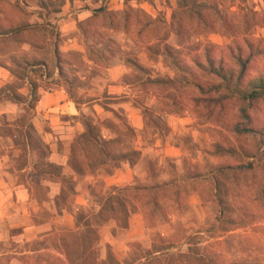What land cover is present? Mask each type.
Returning <instances> with one entry per match:
<instances>
[{
	"label": "rangeland",
	"instance_id": "1",
	"mask_svg": "<svg viewBox=\"0 0 264 264\" xmlns=\"http://www.w3.org/2000/svg\"><path fill=\"white\" fill-rule=\"evenodd\" d=\"M67 1L0 0V33L28 27L26 6L42 5L44 10L37 11L50 13ZM69 1L85 2L92 12L72 31L85 53L69 52L58 60L49 55L62 38L57 24L46 19L0 39V54L9 53L0 55V62L9 60L14 76L0 95L13 92L20 112L11 121L14 127L1 126L3 135L15 134L16 144L25 149L15 167L27 161V145L37 151L31 169L20 175L35 181L41 204L49 200L41 179L61 169L46 161L49 151L30 120L38 90L30 91L31 99L16 90L27 81L38 88L57 80L77 101L97 99L82 116L92 140H75L79 172L93 178V197L88 205L76 206V184L66 171L56 200L72 211L78 207V230L63 234L75 264H198L200 259L264 264V133H233L240 120L234 103L209 115L195 101L201 88L221 82L210 72L208 56L218 71L231 74L238 69L233 58L238 47L251 42L264 49V0H199L212 11L236 12L239 21H246L248 30L236 34L203 31L176 0ZM27 38L49 51L35 58L32 73L22 50ZM42 61L47 69L39 66ZM57 61L64 70L58 78ZM249 76L253 85L264 80V53ZM133 109L141 117L138 132L128 117ZM252 115L264 129V102ZM104 130L115 134L108 143L100 140ZM121 158L139 164L138 176L131 184L108 187L104 178Z\"/></svg>",
	"mask_w": 264,
	"mask_h": 264
},
{
	"label": "crops",
	"instance_id": "2",
	"mask_svg": "<svg viewBox=\"0 0 264 264\" xmlns=\"http://www.w3.org/2000/svg\"><path fill=\"white\" fill-rule=\"evenodd\" d=\"M70 8L78 10L73 12ZM26 9L29 12L30 22L27 25L29 29L42 25L43 19H46L52 24H57L62 38V42L54 43L50 54L48 49L45 51L44 47L36 46L32 39H25L22 50L28 57L29 71L37 67V62L33 63L36 61L35 58L42 57L46 53L54 55L57 60L69 52L85 53L83 45L72 35L73 29L79 22L92 16L85 2L68 0L61 10L50 13L38 12L37 9L44 10L42 5L33 4L26 6ZM28 27L25 30H28ZM7 37L0 35V39ZM0 55L6 58L9 53ZM85 59L88 64H94L93 60H87L86 57ZM8 61L0 62V91L11 84L14 77ZM47 64L42 61L39 66L47 69ZM63 71V63L59 64L57 61L55 76L58 78ZM29 85L27 81L16 90V94L31 99ZM37 90L39 98L30 120L49 151L46 161L51 166L59 167L61 172L44 174L40 183L47 186L45 194L49 200L41 204L38 193L33 187L35 181L28 175H20L31 169V155L36 156L37 151L27 145L26 150L29 153L27 161L22 168L15 167L25 149L16 144L15 134L8 132L6 136L3 135L1 126L14 127L11 121L18 120L20 112L18 104L11 99L13 92L8 90L0 95V264H75L74 257L67 251L68 244L63 234L78 230L75 220V211L78 207L72 211L59 206L56 200L63 193L62 185L66 171L71 172L72 181L76 184L74 189L76 206L88 205L93 197L90 186L94 182L93 178L79 172L82 166L75 155V140L87 134L82 116L86 114L87 106L97 99L77 101L69 95L64 84L57 80L53 85L50 84V87L40 86ZM128 117L135 131L138 132L142 126L141 117L134 109ZM99 135L101 141L108 143L115 134L110 130H104ZM142 149L135 147L138 151ZM138 167V163L131 164L128 159L121 158L115 171L105 176V185L121 187L133 183L138 176ZM28 243L30 247L25 246Z\"/></svg>",
	"mask_w": 264,
	"mask_h": 264
},
{
	"label": "trees",
	"instance_id": "3",
	"mask_svg": "<svg viewBox=\"0 0 264 264\" xmlns=\"http://www.w3.org/2000/svg\"><path fill=\"white\" fill-rule=\"evenodd\" d=\"M176 1L179 7L187 12L192 20L195 21L196 25L203 31H220L236 34L247 31L249 28L246 21L241 22L238 20V14L236 12L222 13L217 9L212 11L206 3L199 0ZM24 30L22 28L11 29L1 32L0 35L14 36ZM244 48L238 47L236 54L233 55L238 69L231 74H226L224 68L218 71L213 65V59L208 56V63L211 66L210 72L215 74L221 82L212 85L207 90L201 88L203 94L195 98V101L198 105L203 106L209 115L213 113L215 108H219L222 111L227 103H234L238 107L240 120L232 127L233 133L237 136H253L257 133H264V129L259 128L254 123V117L252 115V112L259 107V104L264 102V80H261L259 84L253 85L250 81L249 72L256 59L264 53V49L251 42H247ZM30 91L33 94L36 93V85L31 84ZM29 107L34 109L32 103ZM26 133L28 137H31L28 131ZM83 137L89 141L92 140L86 134ZM198 264L213 263L200 259Z\"/></svg>",
	"mask_w": 264,
	"mask_h": 264
}]
</instances>
